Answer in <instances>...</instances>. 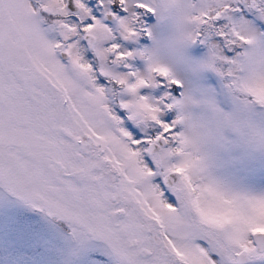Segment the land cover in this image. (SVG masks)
Masks as SVG:
<instances>
[{
  "label": "snow or ice",
  "instance_id": "1",
  "mask_svg": "<svg viewBox=\"0 0 264 264\" xmlns=\"http://www.w3.org/2000/svg\"><path fill=\"white\" fill-rule=\"evenodd\" d=\"M0 264H264V0H0Z\"/></svg>",
  "mask_w": 264,
  "mask_h": 264
}]
</instances>
